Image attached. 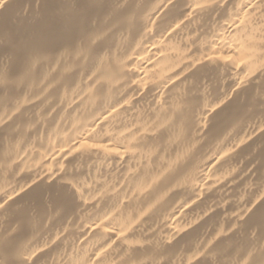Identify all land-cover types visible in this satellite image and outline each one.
I'll list each match as a JSON object with an SVG mask.
<instances>
[{
  "label": "bare ground",
  "instance_id": "obj_1",
  "mask_svg": "<svg viewBox=\"0 0 264 264\" xmlns=\"http://www.w3.org/2000/svg\"><path fill=\"white\" fill-rule=\"evenodd\" d=\"M0 264H264V0H0Z\"/></svg>",
  "mask_w": 264,
  "mask_h": 264
}]
</instances>
